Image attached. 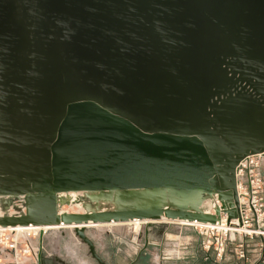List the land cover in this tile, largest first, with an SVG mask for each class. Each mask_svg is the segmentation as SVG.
Here are the masks:
<instances>
[{
  "label": "water",
  "instance_id": "water-1",
  "mask_svg": "<svg viewBox=\"0 0 264 264\" xmlns=\"http://www.w3.org/2000/svg\"><path fill=\"white\" fill-rule=\"evenodd\" d=\"M263 151L264 0H0V197L24 208L0 228L215 223L186 210L199 194L230 221L235 167ZM84 191L141 204L59 213L57 194Z\"/></svg>",
  "mask_w": 264,
  "mask_h": 264
},
{
  "label": "rangeland",
  "instance_id": "rangeland-1",
  "mask_svg": "<svg viewBox=\"0 0 264 264\" xmlns=\"http://www.w3.org/2000/svg\"><path fill=\"white\" fill-rule=\"evenodd\" d=\"M79 195H67L74 203H70V206L62 204L60 211L82 213ZM213 203L214 201L206 200L202 205L203 210L211 212ZM191 222L200 226H213ZM185 223L190 224V221L162 219L149 225L120 226V229L110 228L114 226L86 228L85 234L106 264H131L138 256L135 264H184L188 258L195 256L197 240L193 230L186 227L189 225ZM30 232L33 243L38 246L40 242L42 245L40 253L43 256V264H97L90 256L87 246L76 238L73 229H61L55 235L51 231ZM197 256L201 258L200 254ZM30 259H22L21 264L36 261ZM0 261V264H13L11 259L6 260L4 257Z\"/></svg>",
  "mask_w": 264,
  "mask_h": 264
},
{
  "label": "built area",
  "instance_id": "built-area-1",
  "mask_svg": "<svg viewBox=\"0 0 264 264\" xmlns=\"http://www.w3.org/2000/svg\"><path fill=\"white\" fill-rule=\"evenodd\" d=\"M235 187L238 218L228 221L217 200L219 216L215 225L186 226L197 238L195 252L203 261L215 264H264V151L238 162ZM211 215L215 216L216 212ZM41 249L40 242L38 246L33 243L30 231L0 228V259L21 264L22 259L37 260Z\"/></svg>",
  "mask_w": 264,
  "mask_h": 264
},
{
  "label": "bare ground",
  "instance_id": "bare-ground-1",
  "mask_svg": "<svg viewBox=\"0 0 264 264\" xmlns=\"http://www.w3.org/2000/svg\"><path fill=\"white\" fill-rule=\"evenodd\" d=\"M131 192L142 194L143 190H135ZM70 193L80 194L78 196V199L82 202L83 211L82 213H76V214H91L95 212L128 210V209H133L137 204H141V203H137L135 200L128 201V202L118 201L117 196L119 192L117 191H84V192L59 193L57 194V203H58V211L60 214L69 213L67 211H60L59 208L62 204H67L70 206V203L73 202L71 201V198L67 196ZM160 193H161L163 209H173V210L179 209V200L175 198L171 194V192L165 189H162ZM206 200H210L212 202L214 201L211 212H205L202 208V205L206 202ZM186 210L192 213L202 212L206 214H213L217 210L216 196H212L208 194H199L196 200L190 201L187 204ZM23 213H24V208H23L22 197H13V196H1L0 197V216L21 215ZM162 219H165V218H162ZM178 221L180 220L178 219ZM182 221H188V220H182ZM148 222H159V221H145V220L133 219L127 222H110V223H102V224H98V223L94 224L92 222H88L87 224H82L80 226H74V225L42 226V227L16 226L13 228L16 230H28V231L32 230V231H37L40 233H46L47 231H51L55 235L57 234L58 230H61V229L93 228V227H106V226H114V227H110L111 229H120L121 228L120 226H126V225L134 226V225H139V224H148ZM194 222H197V221H194ZM197 223H200V222H197ZM190 224L185 223V225L200 227V224H193L191 221H190ZM202 224H211V223H202ZM140 228H138V231Z\"/></svg>",
  "mask_w": 264,
  "mask_h": 264
},
{
  "label": "crops",
  "instance_id": "crops-1",
  "mask_svg": "<svg viewBox=\"0 0 264 264\" xmlns=\"http://www.w3.org/2000/svg\"><path fill=\"white\" fill-rule=\"evenodd\" d=\"M194 255L195 256H191L190 258H188L187 261L184 262V264H215L211 261H203L202 258L197 256L198 254H196V252ZM26 261H29V258H26ZM10 264H11V262H10ZM28 264H37V260L33 261V262L30 261V262H28ZM229 264H233V262H231Z\"/></svg>",
  "mask_w": 264,
  "mask_h": 264
}]
</instances>
